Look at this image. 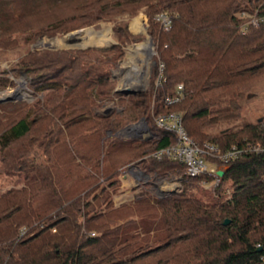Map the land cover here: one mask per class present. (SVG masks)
Instances as JSON below:
<instances>
[{
    "label": "trees",
    "instance_id": "1",
    "mask_svg": "<svg viewBox=\"0 0 264 264\" xmlns=\"http://www.w3.org/2000/svg\"><path fill=\"white\" fill-rule=\"evenodd\" d=\"M140 11L157 52L150 91L116 90L114 68L143 38L127 20L111 46L32 48L20 58L15 74L42 96L0 101V175L17 184L0 191V264H264V150L254 149L264 146V123L241 111L245 90L264 79V0H33L19 20L0 23V45ZM110 100L123 111L98 113ZM170 112L201 145L251 149L206 189L183 163L150 155L177 141L156 123ZM139 118L153 138L116 135ZM139 159L156 176L180 175L181 189L141 190L115 206L122 166Z\"/></svg>",
    "mask_w": 264,
    "mask_h": 264
},
{
    "label": "rangeland",
    "instance_id": "2",
    "mask_svg": "<svg viewBox=\"0 0 264 264\" xmlns=\"http://www.w3.org/2000/svg\"><path fill=\"white\" fill-rule=\"evenodd\" d=\"M33 0H0V23L6 22H16L20 19V13L22 11H27L31 8ZM140 17H142L143 22L140 21ZM127 20L129 28L134 33H142L143 38L137 43H131L126 46V55L119 62V64L113 70V77L117 80L116 89H122L125 87H130L133 89H143L150 91L152 89V73L153 69L156 65L154 61L156 59V45L152 44L153 51L151 52V56H147L148 52L146 51L145 55L141 57L138 54H134L131 56L132 51H130V47L138 44L150 41L151 35L146 30L149 28L148 24V16L143 11H140L137 15L130 17L128 14H119L114 16L112 19H106L101 21L98 24L90 25L83 28H92L95 32H104L107 31V42L102 45H94L88 44L92 46H100L106 47L111 46L114 43L118 42V37L114 30V26H116L121 21ZM132 24L135 25L137 30L132 27ZM81 29V28H80ZM107 29V30H105ZM82 31V30H81ZM67 34V33H66ZM66 34H58L55 36H51L48 34L41 35L32 45H26L23 42L24 34H18L19 44L16 46H4L0 45V99L5 98L9 95L16 97L13 101H27L30 104L34 102L39 96L42 94H35L33 92V88L30 85V77H28L25 73L15 74V69L18 67V62L20 58L27 52V50L32 48H49L50 45H46L41 43V40L44 38L53 39L55 38H63L67 37ZM110 36V37H109ZM73 46V45H72ZM72 46H58L60 48H69ZM56 47V46H53ZM51 49V48H50ZM132 60V61H131ZM138 68H136V67ZM136 68V69H135ZM137 70V72H136ZM134 71L136 73H134ZM146 74V75H145ZM138 78L137 83L134 82L133 79ZM13 81V82H12ZM133 84H138V86H134ZM129 95V94H127ZM242 103V116L244 120L251 122H259L258 120L261 118L260 122L264 123V79L251 85L245 90V97L241 101ZM124 105H121L120 102L115 100L106 101L102 106L97 108L98 113H109L115 111H123ZM142 118H139L134 121H129L127 125L138 123ZM125 125V126H127ZM235 125V124H233ZM124 126V127H125ZM123 127V128H124ZM121 128L116 135L122 138H139L132 137L128 131H122ZM219 128H216L215 131H218ZM147 157V155H146ZM139 160H133L122 166L121 172L118 176L119 182L115 187L116 190L112 193V199L115 206H120L123 203L131 202L134 197L141 192V190H151L152 194H157L158 196H163L168 194L169 191H177L180 190L183 181L180 175H171L168 176H156L154 173L146 172V168L143 167V163H139ZM133 171L137 179H139V183L135 181V178L130 173L127 177L124 175L127 173V170ZM2 171L0 166V172ZM138 181V180H137ZM106 184V183H105ZM162 189L160 188L162 186ZM15 181H13L10 177H6L0 175V191L7 189L8 187L15 186ZM229 190V189H228ZM228 193V191H227ZM210 194L209 191L200 190L199 195L204 196ZM125 212V211H124ZM122 221V220H121Z\"/></svg>",
    "mask_w": 264,
    "mask_h": 264
},
{
    "label": "built area",
    "instance_id": "3",
    "mask_svg": "<svg viewBox=\"0 0 264 264\" xmlns=\"http://www.w3.org/2000/svg\"><path fill=\"white\" fill-rule=\"evenodd\" d=\"M166 30L171 28L172 20L170 16L165 13L157 15ZM250 22L256 23V19H251ZM183 84H179L177 88V95L168 98V102L172 103L179 100L183 95ZM156 123L159 127L176 133L177 141L175 143L154 149L150 155L161 160L163 158H170L177 160L185 166L186 174L189 177L203 176L200 180L201 186L206 189L213 188L221 182L222 176L218 174V170H227L229 164L244 153V151L251 148H241L238 145H233L226 150H223L217 144L205 142L203 145L196 142L188 135L184 125L182 114L178 112H170L160 114L156 117ZM128 131L132 137H139L138 139H150L154 137V133L150 129L146 119L142 118L138 123L125 126L122 131ZM256 150H264V146L260 145L254 147ZM127 170L124 175L127 177L130 173L135 178L136 182H140L136 178L135 173ZM130 172V173H129ZM205 176V177H204ZM138 180V181H137ZM165 188L162 184L160 187ZM228 193L229 190L227 189ZM55 230V229H53Z\"/></svg>",
    "mask_w": 264,
    "mask_h": 264
},
{
    "label": "bare ground",
    "instance_id": "4",
    "mask_svg": "<svg viewBox=\"0 0 264 264\" xmlns=\"http://www.w3.org/2000/svg\"><path fill=\"white\" fill-rule=\"evenodd\" d=\"M140 21L143 22L142 17H140ZM105 30H107V29H105ZM107 40H108L107 31L95 32L92 28H86L82 31L71 33V34L67 35V37H63V38L57 37V38L49 39L46 37V38L41 40V43H44L46 45H50L52 47L53 46H56V47H58V46H72V45L73 46H85L88 44H94V45H102L104 43L106 44ZM152 48H153L152 43L150 41H147L144 43L135 44V45L131 46L129 49H130V51H132L131 56L134 53V54H138L141 57H143V56H146L145 55L146 51L148 52L147 56H151V52L153 51ZM136 68H138V67H136ZM136 72H137V70H136ZM136 72L134 71V73H136ZM133 81L134 82H132V83L139 82L138 78L133 79ZM133 85L138 86V84H133ZM125 88H129V87H125Z\"/></svg>",
    "mask_w": 264,
    "mask_h": 264
},
{
    "label": "water",
    "instance_id": "5",
    "mask_svg": "<svg viewBox=\"0 0 264 264\" xmlns=\"http://www.w3.org/2000/svg\"><path fill=\"white\" fill-rule=\"evenodd\" d=\"M85 28H81V29H77V30H74V31H70V32H68L67 34H66V36L67 35H69V34H71V33H74V32H78V31H81V30H84ZM146 30H147V25H146ZM53 38H55V37H53ZM150 42L152 43V44H154V41H153V39L152 38H150ZM87 46H92V45H85V46H72V47H69V48H75V47H78V48H85V47H87ZM49 48H52V49H58V48H60V47H52V46H49ZM62 48H64V47H62ZM154 63H156V61H154ZM116 90H118V91H120V92H122V93H124V94H129V95H131V94H135V93H138V92H140V91H142L143 89H133V88H122V89H116ZM16 99V97H14V96H11V95H9V96H7V97H5V98H2V99H0V101H13V100H15ZM105 114H109V111H107ZM262 119L260 118L258 121L260 122ZM225 172H226V170H224V169H220V170H218V174L220 175V176H223L224 174H225ZM172 192H174V191H169V193H172ZM229 222V220L227 219L226 221H225V224H227Z\"/></svg>",
    "mask_w": 264,
    "mask_h": 264
},
{
    "label": "crops",
    "instance_id": "6",
    "mask_svg": "<svg viewBox=\"0 0 264 264\" xmlns=\"http://www.w3.org/2000/svg\"><path fill=\"white\" fill-rule=\"evenodd\" d=\"M77 30V29H76ZM74 31V30H73Z\"/></svg>",
    "mask_w": 264,
    "mask_h": 264
}]
</instances>
